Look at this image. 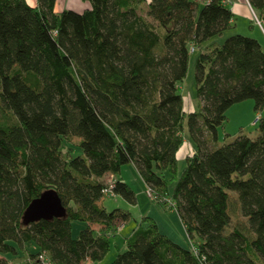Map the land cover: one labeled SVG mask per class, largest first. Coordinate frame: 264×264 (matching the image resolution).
Instances as JSON below:
<instances>
[{
	"label": "trees",
	"instance_id": "16d2710c",
	"mask_svg": "<svg viewBox=\"0 0 264 264\" xmlns=\"http://www.w3.org/2000/svg\"><path fill=\"white\" fill-rule=\"evenodd\" d=\"M56 1L0 0V254L31 243V256L52 264L101 260L130 217L99 205L101 177L132 163L156 201L178 212L189 245L146 217L110 264H264V118L258 136L216 142L233 104L264 106L260 42L241 33L212 40L232 26L228 1L82 0V11L55 10ZM248 2L260 17L264 0ZM196 50L200 107L187 112L179 81ZM185 132L196 150L180 170ZM70 136L78 153L64 156ZM47 190L65 214L25 222ZM113 190L136 203L126 182ZM233 201L239 218L227 231ZM73 221L86 223L76 237Z\"/></svg>",
	"mask_w": 264,
	"mask_h": 264
},
{
	"label": "rangeland",
	"instance_id": "374dc122",
	"mask_svg": "<svg viewBox=\"0 0 264 264\" xmlns=\"http://www.w3.org/2000/svg\"><path fill=\"white\" fill-rule=\"evenodd\" d=\"M66 2L69 0H65ZM64 0H57L58 8H62L65 5ZM72 2V0H71ZM252 18L255 22L260 23V18H256L254 14V10L250 6ZM147 11V4L143 3L141 6V12L145 14ZM258 17V16H257ZM149 20L153 19L148 17ZM253 21V22H254ZM155 24L156 22L153 21ZM250 24V21H245L240 19L238 26L236 29H239L243 34L247 30L245 29ZM264 26V25H263ZM232 28V26H231ZM224 31V36H214L212 40H216L218 43H222L223 40L232 34L237 33L238 30L232 32L230 29ZM258 30L259 27L256 25ZM230 30V31H229ZM233 30V29H232ZM263 36L264 33L260 31ZM196 47V46H195ZM158 55L160 53L158 52ZM198 56V51L190 54L189 58V68L187 75L182 81H179V86L181 90V94L183 97L184 108L185 110L192 111L194 109H199L200 107V99L196 93V70L195 63L196 58ZM264 118V106L258 110L254 108V100L246 99L240 102L233 104L226 111V120L225 122L218 126L217 129V145H222L224 143L233 141L238 135H247L250 137H256L259 134L258 122L259 118ZM206 138V134H204ZM78 142V137L70 136L69 138L64 139L63 154L64 156H71V154L78 153V146L76 145ZM207 147H211L212 143L209 141L206 145ZM206 148V147H205ZM196 150L195 143L191 140L188 133L185 132V142L179 149L178 152V168L182 170L185 167V156L187 154H192ZM121 176L125 179V182L132 188L136 195V203L131 204L124 198L119 195H106L104 194L100 200L99 205L104 207L107 211H111L114 208H120L122 210L128 211L130 213L129 219L125 224L120 225V229L114 235L111 236V246L107 254L101 259L97 261H85L84 264H110L114 259L117 253L123 251L125 249V237L129 234L131 229L135 226H146L149 219H153L157 225V228L160 233L168 236L172 241L178 243L183 247H188L189 245V237L187 235L184 223L182 222L179 214L176 210L170 209L166 207L165 204L157 202L156 200H160L152 195L148 191L147 185L144 183L142 178L140 177L136 167L132 163L125 164L121 167ZM115 175L110 176L106 174L103 178V182L107 184L114 183L116 181ZM169 188L172 189L174 185V181H169ZM233 195L235 192H231ZM236 194V193H235ZM152 195V196H151ZM235 206L233 221L228 227L229 231L236 223L237 217V208L238 204L236 201H233ZM239 216H241L240 211H238ZM149 217V219H146ZM86 225V223L81 221H73L72 222V236L76 237L79 231ZM94 228H98L97 224L91 223ZM38 247L31 243H26L25 247L21 249L16 255H2L0 254V264H42L37 261L35 256L32 257L31 253L36 252Z\"/></svg>",
	"mask_w": 264,
	"mask_h": 264
},
{
	"label": "crops",
	"instance_id": "0c3cea01",
	"mask_svg": "<svg viewBox=\"0 0 264 264\" xmlns=\"http://www.w3.org/2000/svg\"><path fill=\"white\" fill-rule=\"evenodd\" d=\"M27 1L31 5H35L37 3V0H27ZM64 3H65V5H63L62 8L59 9L57 6V2H56L55 10H61L64 8H69V9H73L76 11H82L88 6V4L82 0H72V2H71V0H69L67 2L65 1ZM204 4H205V0H200V6H202ZM225 5L228 6L231 9V11L233 12L232 28L230 30L232 32H235V30H238L237 33H242L239 29H236V27L238 26V23L240 22V19H243L247 22L250 21V24L245 28L247 31L243 34L256 38L260 42L262 47L264 48V36L260 32V31H262L264 33V26H263L264 25V11L261 13L260 17H257L256 12L254 11V14L256 15V17L258 19L260 18V20H259L260 23H257L252 18V13H251V9H250L251 5L248 2V0H231L230 2H227ZM256 25H258L260 30H258L256 28ZM222 35L224 36V32L221 35H219V37H222ZM107 174H109L110 176L115 175V174H111V173H107ZM115 176H116L115 177L116 180L120 179V180L125 182V179L121 176V174L115 175ZM103 178H104V176L101 177V180H103ZM96 224H97L98 228H100V224H98V223H96ZM135 227H137V226H135ZM135 227H133L132 229H134ZM132 229H131V231H132ZM131 231L129 232L128 235H130ZM128 235H126V236H128Z\"/></svg>",
	"mask_w": 264,
	"mask_h": 264
},
{
	"label": "water",
	"instance_id": "95a60500",
	"mask_svg": "<svg viewBox=\"0 0 264 264\" xmlns=\"http://www.w3.org/2000/svg\"><path fill=\"white\" fill-rule=\"evenodd\" d=\"M65 214L58 194L54 190H47L37 199H34L24 213V221L29 222L40 218H51L53 216H62Z\"/></svg>",
	"mask_w": 264,
	"mask_h": 264
},
{
	"label": "built area",
	"instance_id": "2783aa9c",
	"mask_svg": "<svg viewBox=\"0 0 264 264\" xmlns=\"http://www.w3.org/2000/svg\"><path fill=\"white\" fill-rule=\"evenodd\" d=\"M225 1L230 2L231 0H225ZM113 186H114V183L112 182L111 184H108L102 191L106 194L114 195L115 193L113 190ZM36 260H39L42 264H52L49 257L45 253L39 254L36 257Z\"/></svg>",
	"mask_w": 264,
	"mask_h": 264
}]
</instances>
